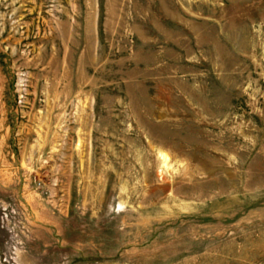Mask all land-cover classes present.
<instances>
[{
  "label": "rangeland",
  "instance_id": "obj_1",
  "mask_svg": "<svg viewBox=\"0 0 264 264\" xmlns=\"http://www.w3.org/2000/svg\"><path fill=\"white\" fill-rule=\"evenodd\" d=\"M0 264H264V0H0Z\"/></svg>",
  "mask_w": 264,
  "mask_h": 264
},
{
  "label": "bare ground",
  "instance_id": "obj_2",
  "mask_svg": "<svg viewBox=\"0 0 264 264\" xmlns=\"http://www.w3.org/2000/svg\"><path fill=\"white\" fill-rule=\"evenodd\" d=\"M165 159V161L168 160V157L167 156H163V160Z\"/></svg>",
  "mask_w": 264,
  "mask_h": 264
}]
</instances>
